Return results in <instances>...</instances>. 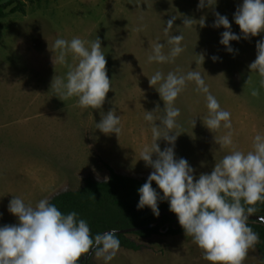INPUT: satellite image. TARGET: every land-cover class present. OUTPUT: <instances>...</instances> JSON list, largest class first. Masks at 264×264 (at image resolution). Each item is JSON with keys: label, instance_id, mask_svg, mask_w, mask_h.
<instances>
[{"label": "rangeland", "instance_id": "obj_1", "mask_svg": "<svg viewBox=\"0 0 264 264\" xmlns=\"http://www.w3.org/2000/svg\"><path fill=\"white\" fill-rule=\"evenodd\" d=\"M20 1L24 12L14 11L13 4L0 21V226L18 222L8 211L13 196L35 207L41 199L51 201L79 190L87 179L104 182V177H110L108 168L121 176L147 180L153 169L140 160V153L153 143V136L145 110H154L157 104L164 108L148 80L157 71L165 75L200 71L221 107L231 113L232 129L212 133L202 122L208 114L205 96L194 83L189 82L175 101L181 109L176 157L187 159L197 177L211 173L215 162L233 149L251 151L254 136L264 134V78L248 67L256 59V45L264 40V32L243 38L233 19L243 0H217L214 7L202 9L199 0ZM216 12L227 16L231 30L242 37L230 42L233 53L220 44L226 29L213 27ZM173 16L176 20L168 35L182 33L185 51L173 63H149L157 41L165 43L166 54L170 51L164 28ZM186 18L196 21L185 26ZM201 18L204 27L198 24ZM97 36L113 91L102 109H85L76 97L62 101L50 90L54 76L64 77L69 70L52 63L51 46L57 38L95 40ZM200 54L205 61L196 64ZM212 56L220 59L213 62ZM67 59L68 64L74 63L71 54ZM113 108L121 117L119 137L95 129L101 112ZM228 131L233 145L220 147L214 135L219 138ZM157 143L161 150L171 146L163 138ZM127 238L139 251L120 248L110 264H211L185 234L141 238L132 233ZM258 243L248 250L243 264H260ZM88 262L104 264L94 254Z\"/></svg>", "mask_w": 264, "mask_h": 264}, {"label": "clouds", "instance_id": "obj_2", "mask_svg": "<svg viewBox=\"0 0 264 264\" xmlns=\"http://www.w3.org/2000/svg\"><path fill=\"white\" fill-rule=\"evenodd\" d=\"M216 4L217 0H199L198 8ZM215 16L213 27L226 29L221 34L220 44L228 53H233L230 42H238L242 37L231 30L227 16L219 12ZM233 19L244 39L264 32V0H243ZM175 20L173 16L167 21L165 35L173 29ZM194 21L186 18L184 25L190 27ZM198 24L206 26L205 19L201 18ZM183 41L182 33L168 35L167 44L172 47L167 54L164 52L165 43L157 41L152 46L148 62L173 63L185 51ZM51 47L52 63L69 68L66 76H54L50 87L56 94L54 96L63 98L62 101L76 97L81 108L102 109L113 86L101 39L98 36L95 40L57 38ZM256 49V59L248 67L264 78V40L257 42ZM70 54L73 64H68ZM196 56L200 59L195 63L203 64L205 56ZM211 59L216 62L220 58L212 56ZM148 80L159 93L164 108L157 104L154 110H145L144 119L152 125L153 143L144 147L140 160L153 171L138 188L137 209L150 208L158 218L159 203L167 201L169 211L177 216L185 235L192 237L193 243L203 250L205 260L211 264H243L248 250L259 242L258 233L248 221L257 212L255 205L264 203V134L254 136L251 151L245 153L233 149L215 162L211 173H201L197 177L187 159L176 157L175 143L181 134L175 130L179 127L181 109L175 106V101L189 82L194 83L196 90L205 96L208 114L202 122L212 133L221 128L232 129L231 113L221 107L200 71L192 69L186 74L168 72L167 75L157 71ZM261 84L264 85V79ZM101 117V121L95 123V129L119 137L122 126L116 109L106 114L102 111ZM195 122L196 119L192 121L193 128ZM161 138L171 146L161 150L157 143ZM214 140L220 147L232 146V132L228 131L219 138L214 135ZM97 179L99 181L100 177ZM109 179L104 177V183ZM153 182L160 191L153 187ZM8 211L18 222L0 226V264H78L81 256L90 249L94 250L96 258L110 264L121 247L117 229L93 235L87 220L75 211L62 213L48 198L41 199L33 207L22 198L13 196Z\"/></svg>", "mask_w": 264, "mask_h": 264}, {"label": "trees", "instance_id": "obj_3", "mask_svg": "<svg viewBox=\"0 0 264 264\" xmlns=\"http://www.w3.org/2000/svg\"><path fill=\"white\" fill-rule=\"evenodd\" d=\"M29 1L32 2L34 0ZM14 11L24 12L23 6H18ZM4 16V7H1L0 20ZM108 169L110 171V179L106 184L87 179L79 190L59 194L50 202L55 204L64 214L72 211L77 212L81 218L88 221L93 235L110 231L113 228L119 231L131 228H147L156 224L159 217L154 216L150 208L137 209L139 201L138 188L147 180H137L121 176L111 168ZM153 187L160 191L155 182H153ZM161 195H163L162 192ZM255 207L257 208V212L253 215L264 218V203L258 202ZM159 209L160 213L166 211L167 214L163 216L157 226L136 232L137 236L149 238L152 235L162 234L161 229L166 231L168 235L185 234L179 222L175 224V219L178 221V218L174 213L169 211L167 201L159 203ZM248 224L259 235L257 249L260 255V264H264V224L259 222H248ZM167 226L169 227L168 229ZM119 239L121 241L120 248L139 251V246L129 240L127 236L119 235ZM87 254H84V256ZM81 259L82 256L78 264H90L89 262L81 263Z\"/></svg>", "mask_w": 264, "mask_h": 264}, {"label": "water", "instance_id": "obj_4", "mask_svg": "<svg viewBox=\"0 0 264 264\" xmlns=\"http://www.w3.org/2000/svg\"><path fill=\"white\" fill-rule=\"evenodd\" d=\"M166 214H167L166 211H162L160 213L158 222L156 224L152 225V226L147 227V228L143 227V228H131V229H126V230H119L118 233H119V235L127 236L128 234H132V233H136V232H139V231H143L145 229H151V228L157 226V224L161 221L163 216L166 215ZM177 222H178L177 219H175V224H177ZM248 222H254V223L255 222H259V223L264 224V220H262L261 217L254 216V215L249 217V221ZM168 228L169 227L167 226V229ZM161 232L166 233V231H163V229H161ZM93 254H94V250H90L89 253L86 256L82 255L81 263L82 262H88L89 259L93 256Z\"/></svg>", "mask_w": 264, "mask_h": 264}, {"label": "flooded vegetation", "instance_id": "obj_5", "mask_svg": "<svg viewBox=\"0 0 264 264\" xmlns=\"http://www.w3.org/2000/svg\"><path fill=\"white\" fill-rule=\"evenodd\" d=\"M13 1H15L14 3H13ZM29 3H31V4H33V3H35V1H39V0H34V1H29V0H27ZM0 8L1 7H4V12H5V10L8 8V7H10V6H12L13 4H16V6H15V9H17L18 8V6H20V5H24L23 4V2H21L20 0H0ZM9 4H11V5H9ZM14 9V10H15ZM5 14V13H4ZM5 17V16H4ZM2 20V19H1ZM0 20V21H1Z\"/></svg>", "mask_w": 264, "mask_h": 264}]
</instances>
